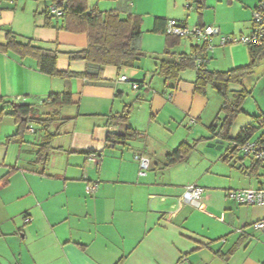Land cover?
<instances>
[{"label":"crops","instance_id":"1","mask_svg":"<svg viewBox=\"0 0 264 264\" xmlns=\"http://www.w3.org/2000/svg\"><path fill=\"white\" fill-rule=\"evenodd\" d=\"M137 1L89 0L88 7L116 11L122 19L139 16L143 20ZM185 1L169 0L168 9L176 10ZM237 1L224 5L217 0L214 7L215 13L223 7L221 11L232 14L230 28L215 15L206 19L205 0L200 10L197 3L195 25L212 22L221 35H249L252 12L262 0ZM46 7L44 2L29 7L4 0L0 44L9 30L39 48L61 52L58 71L84 72L86 63L72 61L65 53L86 49L87 36L46 26ZM153 14L142 24L140 41L143 59L148 60L141 59L133 67H105L100 82L49 77L39 72L34 58L0 52V109L4 102H17L31 105L39 117H45L52 109L40 103L49 96L68 93L77 102L59 109L70 120L59 126L45 163L36 159L43 132L27 126L32 140L28 142L24 134L16 135L13 117H0V264H115L119 260L122 264H177L181 259L182 264H264V230L252 228L264 221V206H242L226 198L230 190L262 187L264 172L261 166L251 175L244 172L254 162L235 158L236 153L232 158L228 152L222 156L220 151L215 155L207 151V144L215 140L197 126L203 122L207 128L203 118L219 116L220 102L216 100L205 115L210 99L195 93V70L182 72L175 81L164 82L158 76L159 82H153L167 49L166 35L152 32L154 20L186 24L182 13ZM180 41L169 49L175 58L190 54L196 45L193 40ZM218 41L213 40L214 51L206 55L210 70L225 72L249 64L246 46L221 47ZM121 76L128 82L119 81ZM249 80H245L247 90ZM132 82L145 84L133 90ZM126 105L133 107L128 126L141 135L125 144L107 145L108 133H125L126 126L113 127L110 118ZM247 117L237 124L236 136L250 125ZM201 137L208 140L185 161L163 168L166 156L182 142ZM92 155L94 161L89 159ZM134 155L151 162L143 177L138 176ZM91 184H97V190L88 194L86 187ZM188 185L203 189L199 210L177 203Z\"/></svg>","mask_w":264,"mask_h":264},{"label":"trees","instance_id":"2","mask_svg":"<svg viewBox=\"0 0 264 264\" xmlns=\"http://www.w3.org/2000/svg\"><path fill=\"white\" fill-rule=\"evenodd\" d=\"M36 1L44 2L47 5L44 12L46 26L74 34H85L88 42L86 49L82 51L65 53L72 61H84L86 63L84 72L72 73L57 70L56 61L59 55L62 54L61 52L39 48L31 40H23L22 37L12 31H6L5 43L0 44V52L11 53L21 59L26 57L34 58L37 68L42 74L61 79L78 78L88 82H100L102 81V72L105 67H133L145 56L140 47L143 35V20L139 16H128L122 19L116 11L100 12L96 9L89 10V0ZM197 3L202 5V0H197ZM201 5L198 8L199 10L202 9ZM51 7L60 11L59 16L51 13ZM254 10L260 11L264 19V0ZM53 19L54 24H52ZM166 23L167 20L156 18L152 29L153 33L166 35L167 41V49L156 68L157 75L164 82L175 81L182 72L193 69L196 71L195 93L205 96L208 88H213L217 91L223 98V103L219 110V114H222L223 118L219 119V116L216 117L215 122L220 121V126L213 123L209 127V131L212 134L210 139L220 140L223 143L231 141V146L227 152L228 156L234 158L235 147L250 140L255 130L252 125H249L234 139L229 138L235 119L243 113L242 106L244 101L252 94L250 90L246 89L245 80L250 78L254 69L264 58V37L258 46H246L249 50L250 59L248 65L220 72L210 70L207 67L206 55L208 53L205 46L195 45L190 54L183 53L178 55L177 58L173 57L169 49L174 47L175 43L180 39L165 33ZM197 58H202V64H196ZM135 84L139 88L145 83ZM232 86L240 88V90L230 92L229 88ZM45 105L50 107L52 111L45 114V117H39L42 116L39 114L38 118L31 117V114L35 111L31 105L7 101L2 103L0 109V117L7 115L14 118L18 129L16 135H23L28 130L27 126L31 121L40 125L41 128L39 130L43 132V135L42 142L38 145L36 151L38 163L47 161L52 149V142L58 135L59 126L70 120L68 117L61 116L59 109L65 106L77 105V102L71 94L62 93L42 100L40 106ZM132 109V105H126L122 112L111 116L110 123L113 127L126 126V130L124 134L108 133L106 138L107 145L125 144L140 137L141 134L139 132L128 126ZM35 113L38 114L36 111ZM255 119L256 126L262 129L261 136L258 138L260 140L264 136V115L260 114ZM32 130V133H34L35 130ZM207 140L198 138L191 143L182 142L172 153L166 156L163 168L185 161L200 143ZM260 166H262L260 163H253L244 172L251 175ZM115 264H122V260Z\"/></svg>","mask_w":264,"mask_h":264},{"label":"built area","instance_id":"3","mask_svg":"<svg viewBox=\"0 0 264 264\" xmlns=\"http://www.w3.org/2000/svg\"><path fill=\"white\" fill-rule=\"evenodd\" d=\"M4 0H0V6ZM9 4H13V0H7ZM53 15L59 16L60 11L54 7L50 8ZM252 31L249 35L240 36H223L220 34L218 27L214 25H196L188 27L186 24L178 23L174 20H168L165 27L167 35L177 37L179 39L194 40L197 46H205L206 52H213L215 46L213 40L218 38L219 46L224 47L228 45L241 44L244 46H258L261 44V39L264 37V19L260 11L253 10L252 12ZM202 58L196 59V64H202ZM121 82H128L125 76L119 79ZM132 89L138 88L137 84L131 83ZM32 133L33 130L30 129ZM236 153L240 154L243 159H249L254 163H260L264 166V136L260 140H248L235 147ZM91 161L96 159L95 155L90 156ZM134 160L138 164V176L143 177L149 170L151 162L149 158L142 155H134ZM97 190V184H91L86 187V192L92 194ZM202 194L203 189L198 185H188L185 187L182 195L177 199L179 205H188L194 209H201L202 207ZM226 198L238 205L249 207L264 206V185L257 189H243V190H230L226 193ZM29 219H25V223ZM254 230H264V221L255 222L252 225ZM237 232H240L238 230ZM184 259H181L177 264H182Z\"/></svg>","mask_w":264,"mask_h":264},{"label":"rangeland","instance_id":"4","mask_svg":"<svg viewBox=\"0 0 264 264\" xmlns=\"http://www.w3.org/2000/svg\"><path fill=\"white\" fill-rule=\"evenodd\" d=\"M13 1H15V0H13ZM17 1H18V3L25 2L26 5L29 6V7H33V5H36V1L35 0H17ZM168 1L169 0H138L137 4H138V8H139L140 13H142L141 15L143 16V22L151 20L152 19V15H154L153 13H155V14H157V13H167L168 15H172L173 16L177 12V13H182L185 16L184 22L187 24L188 27L192 28V27L196 26L195 23L198 22V17H199L198 9H197L198 8L197 0H186L183 3V6H181V7H179V5H181V4L178 3L176 10L174 8L168 9ZM230 1L231 2H236V4L238 2L237 0H221V2L224 5H228ZM217 3H218L217 0H205V6L202 9V12L204 13V15L206 16V19H208V21H210V19H214V15H215L216 18H218V21L223 22L224 25L227 28H230L231 21H232V14L224 12V11H221V10H224L223 7H219L218 10H217L218 12L215 13L214 12V7L216 6ZM190 5H191V7H189ZM145 13H149V14L146 15ZM251 17H252V15H251ZM22 18L23 17H21V19ZM251 20H252V18H251ZM205 25H214V24H212V22H209L208 24H205ZM0 32H4V31H0ZM246 35H248V34H246ZM246 35L235 34V35H230V36H234L236 38H239L240 36H246ZM223 36H225V35H223ZM180 40H181L180 41L181 43H184V42L188 41V39H180ZM235 45L242 46V48H245V46L241 45V44H235ZM228 46H230V45H228ZM143 60L146 61L148 59H146V57H145V59H143ZM153 76H155L153 82L154 83L159 82L158 81L159 80L158 75L154 74ZM248 87H249V90L252 92V94H251V96L246 98V100L243 103L242 110H243L244 115L242 113V114L239 115L240 119H235V121H234L235 125L234 126L232 125L233 129H232L231 133L229 134V136H231L233 138L236 137L235 134L237 133L236 132L237 124H240L241 120L244 121L245 120V116H248L247 117V118H249L248 120H251L250 125H252L254 127V129H255L253 131V135L250 138V140H255L262 133V129L258 128L256 126V119L255 118L258 117L260 114L264 115V58L260 61L258 66L254 69L253 74L250 76ZM206 93H207L206 95H207L208 99H210V102H209V105H208V107H207V109L205 111V115H207L208 110L210 112L211 108H213V105L216 104V100H218V102H220L219 106H218V109L221 108L222 103H223V98L213 88H208ZM261 103H262V109L259 110V105H261ZM38 116H39V114L35 113V111L31 114V117L38 118ZM203 117H204V115H203ZM216 117H217L216 114L215 115L213 114V117H212V119L210 118V120L209 119L206 120V118L204 117L203 118L204 121H208V124H207L208 126L206 125L207 128L206 127L204 128L205 124H203V122H201L199 125L196 124V125H198L197 126V130H199V129L201 131L204 130L205 132H203V133L205 135L209 134L210 136H212L211 132L209 131V127H211V125L213 123H215L217 126H220V121L215 122L216 121ZM6 118L7 117H4L2 119L5 120ZM222 118H223V115L219 114V119H222ZM29 125H31L34 129H37V130L41 128L40 125L37 122L31 121L30 123H28V126ZM153 130H152V132H153ZM181 130L186 132V133L189 132V130L185 129V128H181ZM172 131H173V128H172ZM203 133L202 134H198V137L201 136V135H204ZM24 136L26 138V141H28V142L32 141L31 140V135L28 132L25 131ZM178 137H179V135L176 134L175 138H178ZM201 138H204V137H201ZM197 139L198 138H195V139L189 138V143H191V142H193V141H195ZM224 144H225L224 148L220 151V154L222 156H224L227 153V150L231 146V141H226ZM235 158L243 159L242 156L240 154H238V153H236V157ZM244 161L246 163L250 162L249 159H245ZM262 166L260 167V171L263 173L264 172V166L263 167Z\"/></svg>","mask_w":264,"mask_h":264},{"label":"water","instance_id":"5","mask_svg":"<svg viewBox=\"0 0 264 264\" xmlns=\"http://www.w3.org/2000/svg\"><path fill=\"white\" fill-rule=\"evenodd\" d=\"M222 144H223L222 141L215 140L214 143L207 144V146H206L207 151L209 153L215 155L217 151H221L222 150Z\"/></svg>","mask_w":264,"mask_h":264}]
</instances>
